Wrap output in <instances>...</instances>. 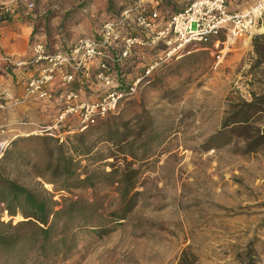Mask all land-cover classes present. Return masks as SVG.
I'll return each mask as SVG.
<instances>
[{
	"label": "rangeland",
	"instance_id": "rangeland-1",
	"mask_svg": "<svg viewBox=\"0 0 264 264\" xmlns=\"http://www.w3.org/2000/svg\"><path fill=\"white\" fill-rule=\"evenodd\" d=\"M138 1L32 0L15 14L72 43ZM154 1L178 12L189 0ZM165 57L163 47L141 50L129 72L159 65L118 114L89 128L70 114L6 145L0 264H264V19L244 38L224 32ZM42 102L61 115L58 96ZM9 183L54 212L78 210L50 216L43 245L45 227L6 194Z\"/></svg>",
	"mask_w": 264,
	"mask_h": 264
},
{
	"label": "built area",
	"instance_id": "built-area-1",
	"mask_svg": "<svg viewBox=\"0 0 264 264\" xmlns=\"http://www.w3.org/2000/svg\"><path fill=\"white\" fill-rule=\"evenodd\" d=\"M20 4L29 10L34 8L32 0L0 3V22L10 21ZM230 6V0H189L180 11L168 12L159 8L158 1L143 4L139 0L125 8L120 18L105 22L97 36L65 42L55 53L34 37L33 59L17 64L37 68L26 84V96L48 101L58 88L63 106L59 123L71 114L84 128L95 126L118 114L159 65L142 77L129 72L141 50L163 47L164 60H171L224 32L234 40L244 38L264 19V0H256L244 10L231 11ZM87 90L95 96L93 101L82 98L81 92ZM7 144L0 143V153Z\"/></svg>",
	"mask_w": 264,
	"mask_h": 264
},
{
	"label": "crops",
	"instance_id": "crops-1",
	"mask_svg": "<svg viewBox=\"0 0 264 264\" xmlns=\"http://www.w3.org/2000/svg\"><path fill=\"white\" fill-rule=\"evenodd\" d=\"M46 35L17 14L10 21L0 22V143L10 144L17 138L32 136L35 128L46 125L55 128L60 124V109L56 111L55 103H44L26 96V84L37 68L17 65L33 59L34 37L47 43L51 53L57 52L65 43L60 39L53 42ZM60 92L56 88L55 97ZM81 94L83 99H95L88 90Z\"/></svg>",
	"mask_w": 264,
	"mask_h": 264
},
{
	"label": "trees",
	"instance_id": "trees-1",
	"mask_svg": "<svg viewBox=\"0 0 264 264\" xmlns=\"http://www.w3.org/2000/svg\"><path fill=\"white\" fill-rule=\"evenodd\" d=\"M36 28V27H35ZM212 40L208 41L207 43H202V45H208ZM66 172L69 173V168H66ZM6 194L8 196H11L15 202H17L20 197L24 198V208L25 211L29 212L31 214V217L36 220L40 225L45 227L44 229H40L42 236L44 237V244H49V241L51 239V235L53 233V229L50 226L49 218L50 216H54L55 219L57 216H59L62 213H67L70 218V220L73 217V214L76 210V207H72L69 211L66 212V210H60V211H53V208L48 207V201L40 200L38 199L33 193L29 192L28 190L19 187L13 183H9L7 187H5ZM134 188L131 187L129 189L125 190V195L129 196L131 192H133ZM2 194L0 193V198H2ZM75 204V203H73ZM10 214H15L12 209L9 210ZM0 243L5 244L6 240L4 238L0 237Z\"/></svg>",
	"mask_w": 264,
	"mask_h": 264
}]
</instances>
